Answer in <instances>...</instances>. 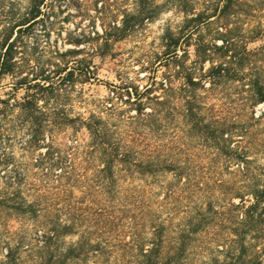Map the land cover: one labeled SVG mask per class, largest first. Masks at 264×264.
I'll return each mask as SVG.
<instances>
[{
	"label": "trees",
	"instance_id": "16d2710c",
	"mask_svg": "<svg viewBox=\"0 0 264 264\" xmlns=\"http://www.w3.org/2000/svg\"><path fill=\"white\" fill-rule=\"evenodd\" d=\"M43 2L29 0L22 14L15 2L6 5L0 18V76L17 68L21 40L13 36L15 28L54 13V5L42 10ZM165 5L183 16L162 35L157 57L167 62L163 78L140 90L134 87L141 100L123 126L100 116L82 121L90 138L81 153L94 165L95 188H88L94 230H78L81 213L87 214L81 204L68 203L66 218H57L58 208L45 210L35 223V237L25 241L26 236L0 234V264H86L90 259L95 264H196L197 254L227 243V261L221 264H264L259 242L264 225H258L264 214V166L256 163L264 152V108L256 113L264 107V40L248 47L264 36V0H166ZM161 8L136 0L135 9L124 10L118 22L114 18L101 34L83 38H101L104 46L153 20ZM73 71L67 69V79ZM22 82L33 90L14 103L0 100V127L7 110L18 107L33 144L45 126L46 112L37 99L46 86L26 77ZM47 144L45 156L55 157L52 165L72 168L78 144L71 140L63 152L51 140ZM7 160L0 155V164ZM88 171L60 170L56 177L69 184L71 193L73 182ZM5 192L0 189L1 206L14 200ZM16 203L7 207L26 211ZM28 207L33 214L40 210ZM76 233V240H65ZM213 260L206 264H219Z\"/></svg>",
	"mask_w": 264,
	"mask_h": 264
},
{
	"label": "rangeland",
	"instance_id": "374dc122",
	"mask_svg": "<svg viewBox=\"0 0 264 264\" xmlns=\"http://www.w3.org/2000/svg\"><path fill=\"white\" fill-rule=\"evenodd\" d=\"M149 1L162 6L158 15L153 20L145 21L126 37L109 40L104 46L101 38L90 40L83 36H92L94 32L101 34L109 21L114 18L117 22L120 20L124 10H134L136 0H44L42 10L47 11L50 5H54L53 14L48 17L45 14L43 20H36L27 28L23 25L20 31L15 28L13 36L17 35L21 40L19 53L15 57L17 68L12 74L0 76V100L14 103L21 100L25 92L33 90L26 82L19 83L22 77H26L30 83L40 81L46 88L38 91L37 102L46 116L43 117L44 130L33 144L28 142L27 125L21 120L18 107L7 110L3 116L0 155L7 156L8 162L0 164V189L6 191L7 196L13 195L14 200L5 202L6 206L0 205V234L14 238L26 236V241L27 237H35V223L45 216V210L58 208L61 212L57 218H66L65 211L69 204H81L86 208L87 214L83 216L81 213L78 230L86 233L94 230L95 218L88 209L90 207L91 211L95 206L88 196L89 185L94 183L91 172L94 165L93 160H87L81 153L83 145L90 138L82 121L90 116H100L103 120L123 126L122 122L135 114L141 100L134 94V87L140 90L149 86L152 80L163 78L168 69L165 65L167 62L163 60L160 63L161 57H157L163 50L162 35L167 27L178 25L183 15L176 8L166 6V0ZM11 2H15L19 14L25 12L29 5V0H0V18H3L6 5ZM214 27L210 26L211 29ZM205 32L206 37L209 36V29H205ZM263 40L264 36H259L249 42L248 47L255 48ZM216 41L220 42V39ZM100 45L102 48L99 50ZM79 48H82L79 52L59 56V52ZM188 49L190 58H193V46ZM67 67L74 68L70 79L65 76ZM159 92L158 89L154 91L156 94ZM143 100L145 97H142ZM261 108L264 107H258L256 113ZM144 109L149 110L150 106L146 104ZM117 110H120L119 115ZM119 118L121 121L118 122ZM50 140L52 146L62 152L71 140L80 146L72 168L52 165L55 157L49 159L45 156ZM256 163L264 166V152H259ZM60 170H74L77 175L89 171L86 178L77 177L78 181L73 182L70 193L69 184L64 180L58 181L56 177ZM15 201L26 211L16 212L7 207ZM31 204L40 209L35 215L27 210ZM258 225H264V214ZM91 236L92 240L97 239ZM226 237L229 239L231 235L226 234ZM77 238L76 233L65 240ZM251 240L248 237L247 241ZM259 240L263 245L264 236ZM228 244L215 245L217 251L211 249L197 254L196 264L214 263L213 259L219 264L226 262L227 253L224 250ZM2 250L3 246L0 247V257ZM86 264L95 263L90 259Z\"/></svg>",
	"mask_w": 264,
	"mask_h": 264
}]
</instances>
